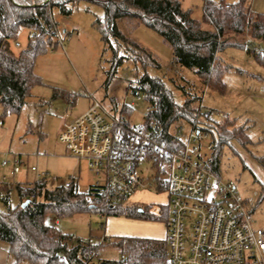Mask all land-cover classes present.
<instances>
[{"label":"trees","instance_id":"16d2710c","mask_svg":"<svg viewBox=\"0 0 264 264\" xmlns=\"http://www.w3.org/2000/svg\"><path fill=\"white\" fill-rule=\"evenodd\" d=\"M80 1L103 9V16L95 20L94 27L100 33L105 50L112 52L111 75L129 58L144 69L160 66L144 47L120 30L119 23L122 22L133 28L144 25L159 34L173 50V64L194 70L208 90L220 95L226 91L224 78L230 69L220 60L219 54L227 46L246 50L264 67V49L261 46L264 43V13H254L248 0L233 4L204 0L201 20L192 18L193 11L184 9L182 0H0L2 117L20 114L33 88L43 85L35 67L40 56L58 48L52 36L53 27L57 26L53 10H59L67 17ZM23 29H32L34 34L15 51L14 42ZM122 47L126 56L119 54ZM131 88L135 95H142L149 104L150 113L144 118L141 128L155 122L160 132L156 141L169 150L181 149L183 145L172 133L173 125L184 121L194 128H201L200 119L204 115L201 108L193 100L176 104L161 78L150 77L146 73ZM122 113L130 122L132 109L122 107ZM227 120L204 125V130L210 132L214 139L213 166L218 173L222 149L230 141L243 146L251 143L246 127H236L235 122ZM9 186V183H0V242L8 245L9 255L16 264H169L165 239L107 237L96 244L84 239L73 242L69 235L46 223L47 217L56 221L96 213L103 217L124 216L168 224L167 205L161 207L157 215L136 204L107 209L92 200L95 193L91 187L81 192L72 182L69 187L51 188L43 179L41 183L16 185L21 203L13 208L9 204ZM157 190L167 191V182L158 180ZM25 203L27 205L23 207ZM107 248L118 250L120 258L100 259V251ZM93 254L96 258L89 263L88 257Z\"/></svg>","mask_w":264,"mask_h":264},{"label":"rangeland","instance_id":"374dc122","mask_svg":"<svg viewBox=\"0 0 264 264\" xmlns=\"http://www.w3.org/2000/svg\"><path fill=\"white\" fill-rule=\"evenodd\" d=\"M182 1L184 8L192 9V18L202 19L203 0ZM213 1L233 4L237 0ZM248 1L254 13L264 12V0ZM103 13L101 6L86 1L76 3L73 13L67 17L54 9L52 15L59 23H56L58 29L69 33L71 39L63 47L52 49L38 58L35 72L43 85L33 88L20 114L2 117L0 105V165L12 155H16L23 164L16 178L9 179L10 206L15 208L21 203L16 185L34 183L37 174H43L51 188L65 185L74 178L79 190L86 192L97 182L99 178L88 169L86 162L69 155L60 142L62 126L86 112L94 100L107 108L127 105L132 109V125H143L149 104L142 95L138 101L131 86L147 73L165 82L176 104L195 101L204 114L199 127L222 123L225 121L223 116L228 115L226 120L235 122L236 127L247 128L251 143L243 146L230 141L222 149L218 176L225 183H234L239 195L249 204L254 228H264V67L246 50L227 46L219 54L220 60L230 69L224 78L226 91L220 95L208 90L194 70L174 65L173 50L159 34L144 25L133 28L122 22L119 23L120 30L144 47L160 66L144 69L129 58L111 75L112 52L105 50L100 33L94 27L95 20ZM33 34L32 29L20 32L17 40L21 47ZM261 46L264 49V44ZM13 50L18 49L13 47ZM119 54L126 56L124 47ZM205 112H209V118ZM171 129L173 133L180 129L179 137L184 142L192 131V125L183 121ZM33 167L37 172L31 171ZM141 171L146 179L156 173L151 165L144 163L140 166ZM130 202L157 215L158 210L168 203V192L157 189L139 191ZM46 223L69 235L73 242L84 238L94 244L107 237L163 240L167 234L165 222L124 216L103 217L96 213L59 219L58 226L54 218L47 217ZM99 257L116 260L120 258V252L102 249Z\"/></svg>","mask_w":264,"mask_h":264},{"label":"built area","instance_id":"2783aa9c","mask_svg":"<svg viewBox=\"0 0 264 264\" xmlns=\"http://www.w3.org/2000/svg\"><path fill=\"white\" fill-rule=\"evenodd\" d=\"M53 39L63 47L71 36L53 27ZM14 47L21 48L16 40ZM137 100L140 97L137 96ZM123 106L107 108L94 100L86 112L63 125L59 140L69 155L86 162L98 177L92 184V200L107 209L128 205L139 191L157 189L158 180L168 184L169 221L166 242L169 264H264V228L255 229L249 204L232 182H223L213 166L214 139L204 127H192L182 141L181 130L173 133L183 143L169 150L156 141V123L146 128L132 125L122 113ZM150 108L144 113L148 117ZM207 118L209 112H205ZM224 119L228 115L223 116ZM136 127V128H134ZM156 173L146 179L141 164ZM16 155L0 165V183H9L21 172ZM37 172L36 168H31ZM46 179L37 174L35 182ZM74 178L65 183V187ZM103 239L100 240V242ZM89 263L96 258L90 255ZM122 259L124 257L122 256Z\"/></svg>","mask_w":264,"mask_h":264},{"label":"crops","instance_id":"0c3cea01","mask_svg":"<svg viewBox=\"0 0 264 264\" xmlns=\"http://www.w3.org/2000/svg\"><path fill=\"white\" fill-rule=\"evenodd\" d=\"M204 1V0H203ZM203 1H202V4H203ZM237 1H239V0H237ZM236 1V2H237ZM182 3H183V1H182ZM202 6V5H201ZM183 8H184V6H183ZM184 9H186V8H184ZM186 10H188V9H186ZM192 10V9H191ZM262 13H264V12H262ZM258 14V13H257ZM53 20H54V22L55 23H57V24H59L54 18H53ZM264 44V43H263ZM76 119V118H75ZM74 120V119H73ZM65 124V123H64ZM63 124V125H64ZM63 127V126H62ZM78 188H79V186H78ZM130 205H134V204H136L135 202H130L129 203ZM55 224L58 226L59 225V220H56L55 221ZM84 239V238H83ZM84 240H87V239H84ZM0 264H16V262H15V260H14V258H12L10 255H9V247L7 246H4L2 243H0ZM21 264H26V263H21Z\"/></svg>","mask_w":264,"mask_h":264},{"label":"water","instance_id":"95a60500","mask_svg":"<svg viewBox=\"0 0 264 264\" xmlns=\"http://www.w3.org/2000/svg\"><path fill=\"white\" fill-rule=\"evenodd\" d=\"M27 205V203H25L24 205H23V207H25Z\"/></svg>","mask_w":264,"mask_h":264}]
</instances>
